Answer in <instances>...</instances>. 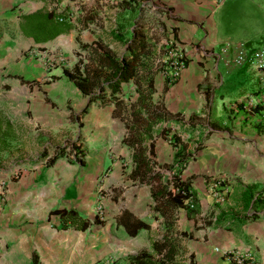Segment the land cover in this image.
I'll return each mask as SVG.
<instances>
[{"label": "crops", "instance_id": "1", "mask_svg": "<svg viewBox=\"0 0 264 264\" xmlns=\"http://www.w3.org/2000/svg\"><path fill=\"white\" fill-rule=\"evenodd\" d=\"M116 1L121 0H0V81L3 82L4 76H10L11 70L15 71L18 82L23 83L42 85L61 79L65 76L64 69L62 73L45 72L26 50L43 49L55 41L70 52L81 51L83 43H91L114 28L120 13V8L113 5ZM130 1L140 9L143 17L149 21L147 16L155 17L156 23L171 31V39L183 47L192 43L191 50H199V54L205 56L199 59L196 53L193 59L204 61L203 65L188 61L177 81L165 90V77L162 73L155 75L153 96V102L168 114V118L158 124L160 129L169 128V135L186 134L187 139L182 141L191 156L184 164L182 177L188 178L192 174L190 169L196 166L198 173L214 178L219 172L230 178L228 182L232 185L235 207H209L210 215L200 229L204 233L200 252L207 264H229L211 247L214 244L236 247L252 253V258L244 264H264V105L249 104L251 97L262 93L263 82L248 61L239 66L227 65L224 59H218L219 49L215 50L217 44L228 39L245 41L248 51L259 48L264 45V26L249 17L241 23L243 34L235 38L221 34L220 22L215 20V11L223 3L218 5L212 0ZM92 4H98L100 10L93 22L83 26L82 17ZM51 10L57 18L70 24L68 31L54 34L53 30L46 29L43 15ZM26 17H29L28 21ZM116 48L120 49V46ZM50 75L59 78L47 81ZM213 76L218 77L219 83L208 90V80ZM202 85L206 89H202ZM122 86L124 94L121 97L127 109L128 102L136 100L138 93L133 83ZM218 88L220 91L216 93ZM80 96V107L72 116L83 135L78 131L80 137L72 142L84 151L81 162L74 163L61 157L50 164L47 159L53 153L43 151L45 157L39 155L37 161L16 165L14 171L18 169L17 172L0 173V181H5V202L0 209V264H31L34 255L37 264H103L110 258L113 259L109 264H126L123 256L143 248L148 239L156 235L154 229L158 224L155 221L151 222L150 229L131 237L114 220L124 209L139 218H150L152 204L150 184L130 175L132 147L122 142L127 117L124 112L113 111L112 101L103 104L96 101L78 120L76 115L87 102V96L81 93ZM176 115L186 122L190 117H200L202 126L196 124L189 132L188 123L177 122ZM214 116L223 120L222 124L236 121L237 126L228 125L219 130L208 125L203 138L208 134H219L226 136L225 139L206 143L202 138L199 145L190 144L188 139H198L200 130H204L203 121L215 120ZM87 120H91L89 125ZM244 121L248 128L246 133L239 132ZM154 144L158 163L169 160L172 163L178 146L160 136ZM185 170L190 173L185 175ZM203 175L199 177L203 180L200 188L191 183L199 201V216L204 217V206L212 202L207 193L209 182L202 178ZM249 189L253 192L250 200ZM258 194L261 202L253 204ZM141 201L149 203V211L138 210L137 204ZM99 204L102 213L97 216L95 208ZM69 209L79 216L74 225L64 224L57 213ZM252 212L259 216L250 218ZM222 214H234L237 218L229 217L218 223L216 218ZM81 218L88 220L87 227H80ZM95 218L99 222H94ZM191 252L196 255L195 251H187L188 254Z\"/></svg>", "mask_w": 264, "mask_h": 264}, {"label": "trees", "instance_id": "2", "mask_svg": "<svg viewBox=\"0 0 264 264\" xmlns=\"http://www.w3.org/2000/svg\"><path fill=\"white\" fill-rule=\"evenodd\" d=\"M57 1V0H55ZM114 6L120 8V13L115 20V26L104 36L91 43H83L81 52H77V60L71 69H64L63 74L71 80L74 86L84 96L87 102L76 115L79 120L86 114L91 104L96 101L105 103L112 101L113 111L127 117L125 124L126 134L122 142L132 147L131 177L150 184V218H139L131 211L124 209L115 217V223L122 227L131 236H136L142 230L151 228V222L155 221L159 227V233L150 237L147 245L135 253L122 257L126 264H196L194 254L187 253L184 240L192 238V233L178 227L179 212L184 211L187 217H199L200 207L196 191L188 178L182 177L183 166L190 158L186 143L182 141L179 134L169 135V128L160 125L168 114L164 108L153 102L155 89V75L162 73L164 63L161 59L166 54L165 49L157 48V38L149 33V20L139 13V8L131 4L130 0L116 1ZM100 6L92 4L85 10L82 17V25L87 26L96 18ZM32 18V17H31ZM46 29L55 33L66 32L70 24L63 18H57L54 12L43 15ZM29 20V17H26ZM162 29L164 25L158 23ZM103 37V38H102ZM112 43H115L114 45ZM111 45V46H110ZM120 46V49L116 47ZM188 62V59H186ZM57 75H50L47 81L58 79ZM123 83L135 84L138 93L136 100L128 102L129 107L125 109L123 95ZM174 82L165 77L164 90ZM107 95V96H106ZM178 115V114H177ZM176 115V116H177ZM182 125L188 123V131L192 132L196 124L202 126V119L195 116L183 121L178 116L175 118ZM213 127L211 124H208ZM160 129V130H159ZM185 129V130H187ZM168 139L170 143L178 146L173 162L166 171H160L162 165L156 160L154 152L155 139L158 137ZM76 142L68 146L56 148L47 161L66 157L72 162H81L84 151ZM46 156V152L40 154V158ZM168 173V174H167ZM170 176V178L167 177ZM214 180L211 183H216ZM250 200L253 192L247 190ZM253 204L261 202L259 194L253 199ZM64 224L74 225L78 215L72 210L57 211ZM259 216L250 213V218ZM236 219L232 214H222L216 221L222 222L226 218ZM80 227L85 228L89 222L80 219ZM94 222H99L98 218ZM35 255L31 264H37Z\"/></svg>", "mask_w": 264, "mask_h": 264}, {"label": "rangeland", "instance_id": "3", "mask_svg": "<svg viewBox=\"0 0 264 264\" xmlns=\"http://www.w3.org/2000/svg\"><path fill=\"white\" fill-rule=\"evenodd\" d=\"M147 17L150 19L149 33L158 39L157 48L165 49V42L172 38V32L162 29V27L156 23L155 17ZM249 17H253L260 23V25L264 26V0H225L215 11V20L220 22L221 34H229L231 37L235 38L241 37L243 34V25H241V23ZM248 32H253V30H249ZM196 45L198 46V43ZM192 47V43H190L189 46L183 47L188 61H192V63L197 62L198 65H203L204 61H200L199 59L202 57L204 58L205 56L199 54V50H191ZM219 48L220 45L217 44L215 50H218ZM26 52L39 63L43 71L51 73L60 71L62 73L63 69H71L77 60L76 53L63 49L61 45L55 41L49 43L43 49L28 48ZM204 52L207 53L206 57H208L209 54L206 48L204 49ZM196 53L199 54V56H196L199 58H196L198 60L193 59ZM3 68L6 71L7 67L4 66ZM14 72V70H11L9 73L10 76L7 78L4 76L3 82L0 81V173H4V175L17 172L18 169L14 171V168H16V165L18 164L26 161H37L39 155L43 151L53 153L56 148L66 145L68 146L74 139H76V137L83 135L80 126L72 116V113L76 112L80 107L79 102L81 96L79 90L69 78L63 76L57 81L42 83L41 85L35 83H23V81L18 82V78L15 77ZM218 80L217 76H213L211 80H208L210 81L208 90L211 86L216 88L219 83ZM202 89H206V86L204 85ZM219 91L220 89L218 88L216 93ZM205 95L207 96V92H205ZM66 102L67 104L65 105ZM214 117L215 120H211L212 122L207 121L206 119L203 121L204 130H200L201 132L198 135V139L192 141L191 139H188L190 140V144H200L203 138V132L207 129L209 122L212 123V125L214 124L213 127L219 130L225 129L228 125H231L233 128H236L237 126L236 121H232L230 124H228L227 121L225 124H222L223 120L218 119L216 116ZM90 122L91 120H87L88 125ZM239 130V132L243 133L248 131L245 121L243 125L240 124ZM78 131L80 132V135L78 134ZM179 134L181 139H187L186 134L182 132H179ZM191 137L193 136L191 135ZM225 137L226 136L219 134L210 136L208 134L203 139L206 143H210V141L217 143L222 138L225 139ZM231 140L233 141L234 139L231 138ZM113 143H115V141ZM206 153L208 154V152ZM170 161L171 160H169L168 163L165 162L164 164H161L162 167L160 168V171L164 172L171 164ZM184 168L185 166H183V169ZM201 168L202 165L199 169ZM197 171L198 168L194 166L193 169H190L192 174L187 177L192 179L191 182H193V185L200 188L203 180L199 177L204 173H198ZM183 172L185 175L190 173L188 170ZM215 175L214 178L209 174H204L202 177L206 179V182H209L207 193L212 202V204L209 203L210 205L206 207L204 206L205 216H199L193 220L194 222H192L185 216L186 214L184 211H180L178 214V227L192 233V238L184 240V245L187 251L196 252L194 259L195 262L197 261V264H207L206 259H204V256L200 252L202 249L200 245L201 238L202 236L204 237V233L201 232L200 229H203V225L207 222L206 217L210 215L209 207L211 208V205L219 208L230 207L233 209L235 207L233 204L234 196L232 194V185L228 182V179H230L229 176L223 174L220 175L219 172ZM217 179V183H211ZM123 186L125 188V185ZM137 208L140 211H149V203H143L141 201L140 204H137ZM155 227L154 233L157 234L159 233V227L158 225ZM215 248H218L220 251L229 249L238 251L239 253L244 251L242 249H237L236 247L214 244L211 247V250L214 253H217ZM111 259L113 258L109 259L110 262ZM227 261L231 264L230 260L227 259Z\"/></svg>", "mask_w": 264, "mask_h": 264}, {"label": "built area", "instance_id": "4", "mask_svg": "<svg viewBox=\"0 0 264 264\" xmlns=\"http://www.w3.org/2000/svg\"><path fill=\"white\" fill-rule=\"evenodd\" d=\"M212 1L219 5L222 4L225 0ZM165 44L167 55H163L161 58L164 63V70H162V74L164 77H167L170 82H176L181 73L187 68L188 62L186 61V59L188 58L186 56V53L184 52L183 46H181L180 43L174 41L173 39H169L165 42ZM212 55L214 56L213 53ZM217 55L218 59H224L227 65L239 66L247 61L249 62L250 66L259 74L263 82L262 93L260 94V96L251 97L249 103L252 106H257L260 103L264 105V45L248 51L245 41L226 40L220 44ZM4 202L5 181H0V209L3 207ZM95 212L97 216L102 213V206L100 204L96 206ZM215 250L219 255L230 260L231 264H243L246 260H250L252 258L251 251L247 250L241 253L229 249L220 251L218 248H215ZM109 263L110 261L107 260L103 264Z\"/></svg>", "mask_w": 264, "mask_h": 264}]
</instances>
